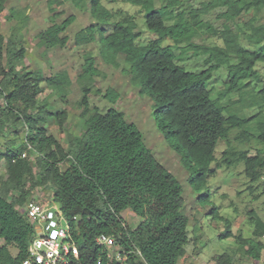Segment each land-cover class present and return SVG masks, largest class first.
<instances>
[{"label": "trees", "instance_id": "obj_1", "mask_svg": "<svg viewBox=\"0 0 264 264\" xmlns=\"http://www.w3.org/2000/svg\"><path fill=\"white\" fill-rule=\"evenodd\" d=\"M8 0H0V22ZM78 9H88L95 21L79 29L74 36L77 46L98 43L102 60L131 77L142 96L152 102L155 124L169 146L180 155L198 202L210 201L202 194L209 179L217 175L213 168L220 141L227 140L233 129H241L236 140L250 141L249 123L264 110L263 99L252 102L246 97L248 87L260 81L258 63L264 62V24L252 19L228 24L244 12L261 11L264 0H208L199 7L180 10L183 0H124L139 6L145 14L146 26L156 34L140 43L141 31L134 14L113 10L102 0H68ZM115 2L116 0H110ZM161 1V0H160ZM65 0H49L62 5ZM225 8L219 16L227 23L216 29L203 16L216 8ZM53 8V6H52ZM168 16L176 19L168 23ZM12 10L8 19L17 14ZM77 20L74 13L61 22L41 29L37 44L51 49L66 47L68 28ZM206 29L218 36L223 45L200 44L194 37ZM6 36L0 31V154L5 162V175L0 177V264H22L28 257L35 225L28 219L24 205L36 190L51 188L54 201L72 222V237L79 255L73 264H179L190 243V218L185 213L183 185L147 146L135 122L113 106L102 111L91 106V87L84 85L79 101L83 127L78 135H69L67 144L49 132L52 118L59 130L68 127L65 109L50 108L44 98L46 86L66 97L72 79L67 72L46 75L41 68L25 65L28 49L20 28ZM255 46L250 49L241 38ZM170 39L173 44H164ZM175 46L181 53L203 56L204 68L193 71L180 63ZM234 59V61H233ZM122 60V61H121ZM226 66L223 89L214 95L210 82L217 70ZM94 55L85 58L79 79L93 81L100 74ZM237 94L236 100L228 98ZM116 102L120 94L108 88L105 94ZM228 98L229 104L223 100ZM257 105L251 117H241L234 106ZM256 138L264 143V121L257 127ZM16 137L24 133L18 142ZM230 146V145H229ZM227 165L243 162L250 182L264 177V151L250 154V148L227 147L221 159ZM219 160L218 166H221ZM254 189L253 185L250 186ZM201 193V194H200ZM132 211L140 219L135 225L126 221L124 211ZM212 219H221L225 230L221 238L235 237L241 253L254 261L264 255V219L252 214L253 235L245 237L232 232V221L220 214L214 205L208 212ZM101 234L115 237L123 251L130 250L125 261L108 257L109 248L97 241ZM140 251V253L138 252ZM215 254V264H236V252ZM100 261V262H99Z\"/></svg>", "mask_w": 264, "mask_h": 264}, {"label": "rangeland", "instance_id": "obj_2", "mask_svg": "<svg viewBox=\"0 0 264 264\" xmlns=\"http://www.w3.org/2000/svg\"><path fill=\"white\" fill-rule=\"evenodd\" d=\"M102 1L113 10L122 9L135 15L139 30L142 33L139 38L140 43H146L156 36L155 33L148 30L145 14L139 6L124 0H116L115 2L110 0ZM204 1L208 0H183V5L179 9L190 10L201 6ZM156 2L157 7L164 3L162 0H156ZM6 5L7 8L0 22V31L9 36L11 33L16 32L14 31L15 28H20L19 34L23 35L24 43L28 49L25 65L29 69L41 68L46 75L67 72L72 79V85L67 87L66 97H62L59 91L46 86L44 98L48 100L50 108L54 110L65 109L68 113V127L66 130H59L58 125L52 118L48 126L49 132L53 133L63 144H67L69 135L74 136L81 132L83 119L79 101L83 96L84 85H89L91 87L89 95L91 106H97L102 111L107 110L110 106L122 110L130 121L138 125L144 135L147 146L181 182L184 190L183 194L186 197L184 211L190 218L188 229L191 239L187 245L186 255L180 259L179 264H215L213 260L215 254L225 251L232 253L231 250L237 251L235 256L236 264H264V255L260 261H254L243 255L238 249L239 244L235 237L221 238L220 235L225 230V223L218 218L212 219V215L208 213L214 205H217L220 214L232 221L233 234L238 235L240 233L245 237L253 235L252 214L250 211L254 210L257 215L264 219V177L256 182H250L244 173L245 165L243 162L231 166L220 160L223 151L227 147H235V149L239 150L250 148L251 155L257 152V148H261L264 151V143L256 138L259 133L257 127L264 121V110L255 120L249 123L250 131L254 134L250 141L242 142L236 140V135L241 129H233L228 137L230 143L227 140L219 142L216 149L217 160L213 164V168L218 167L217 175L212 176L209 179L208 186L201 191L202 194H210V201L205 204L198 202L199 192H193L190 187L188 173L181 163L180 155L169 146L155 124L152 116L153 102L139 93L138 87L132 83L129 75L123 73L120 69L114 68L112 65L106 64L102 60L97 42L84 46L75 44V33L95 21L90 11L88 9H78L68 0H65L62 5H52L53 8L49 4V0H8ZM12 10H17L18 12L13 18L8 19ZM223 11H225V8H216L203 16V19L216 29L222 30L227 23L219 16ZM168 12L170 11L167 10L165 13L166 21L168 23L175 22L176 19L168 16ZM72 13L76 15L77 20L66 32L70 36L66 47L46 49L37 44L36 34L41 29L52 24L53 21L61 22ZM250 19L255 24H264V9L244 12L241 17L228 22V24L236 27L237 23L249 21ZM194 41L200 44H224L222 39L218 36H213L206 29L197 34L194 37ZM241 43L247 48L255 49V46L245 36L241 38ZM164 44H173V42L170 39H166ZM175 50L180 58V63L189 70L199 71L204 68L203 56H194L191 52L184 55L177 46H175ZM89 55L95 56L96 65L101 71L91 82L79 79L80 74L83 72L85 58ZM257 69L261 80L253 82L248 87L246 94V97L252 100L253 103L263 99L262 93L258 91L264 90V62L258 63ZM226 79L227 68L224 66L215 72L214 78L209 84L213 89L214 95L224 88ZM108 88H112L120 94V98L116 102H111L105 97ZM228 98L236 100L238 95L231 94ZM228 98L223 100L224 104H229ZM233 109L241 117H251L259 111L255 104L254 106H243L236 103ZM14 137L19 142L24 137V133L18 137L13 133L9 136V138ZM5 150L3 145L0 146V154H3ZM219 160L221 166H218ZM5 171V162L0 158V177L5 175ZM251 185L254 187L253 190L250 188ZM50 193H52L51 188H44L36 190L34 194L48 196ZM123 215L132 226L140 219L130 210L124 211ZM262 240L264 241V237H262Z\"/></svg>", "mask_w": 264, "mask_h": 264}, {"label": "built area", "instance_id": "obj_3", "mask_svg": "<svg viewBox=\"0 0 264 264\" xmlns=\"http://www.w3.org/2000/svg\"><path fill=\"white\" fill-rule=\"evenodd\" d=\"M24 210L35 225V235L29 245L28 257L22 264H73L79 250L72 237L71 221L76 222L78 217L68 218L54 201L52 193L48 196L34 194L24 205ZM97 241L108 247V257L117 261H125L131 252L117 246L112 235L101 234Z\"/></svg>", "mask_w": 264, "mask_h": 264}]
</instances>
